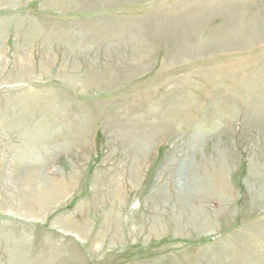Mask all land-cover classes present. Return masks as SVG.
Instances as JSON below:
<instances>
[{"label":"rangeland","instance_id":"rangeland-1","mask_svg":"<svg viewBox=\"0 0 264 264\" xmlns=\"http://www.w3.org/2000/svg\"><path fill=\"white\" fill-rule=\"evenodd\" d=\"M0 264H264V0H0Z\"/></svg>","mask_w":264,"mask_h":264},{"label":"bare ground","instance_id":"bare-ground-1","mask_svg":"<svg viewBox=\"0 0 264 264\" xmlns=\"http://www.w3.org/2000/svg\"><path fill=\"white\" fill-rule=\"evenodd\" d=\"M10 182V181H9ZM11 183V182H10ZM151 229V228H150ZM114 233V232H113Z\"/></svg>","mask_w":264,"mask_h":264}]
</instances>
